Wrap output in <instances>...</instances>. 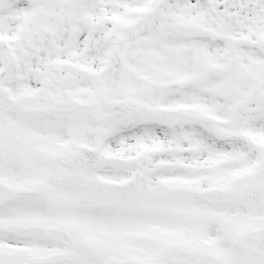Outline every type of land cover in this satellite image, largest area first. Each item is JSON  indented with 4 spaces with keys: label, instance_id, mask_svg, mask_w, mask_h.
<instances>
[{
    "label": "snow or ice",
    "instance_id": "snow-or-ice-1",
    "mask_svg": "<svg viewBox=\"0 0 264 264\" xmlns=\"http://www.w3.org/2000/svg\"><path fill=\"white\" fill-rule=\"evenodd\" d=\"M0 264H264V0H0Z\"/></svg>",
    "mask_w": 264,
    "mask_h": 264
}]
</instances>
